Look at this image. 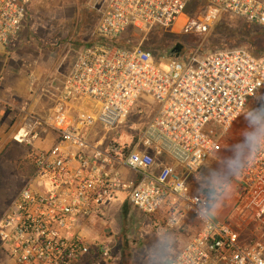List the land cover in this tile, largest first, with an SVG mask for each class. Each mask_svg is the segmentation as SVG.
<instances>
[{
  "label": "built area",
  "instance_id": "built-area-1",
  "mask_svg": "<svg viewBox=\"0 0 264 264\" xmlns=\"http://www.w3.org/2000/svg\"><path fill=\"white\" fill-rule=\"evenodd\" d=\"M189 1H88L92 39L73 51L67 72L56 73L60 86L51 90L54 79L43 90L52 101L47 113L32 114L12 136L30 147L31 174L0 215V264L110 259V245L90 242L86 229L122 195L143 213H164L169 227L194 218L197 230L166 264H264V129L236 170L237 206L223 220L209 211L224 186L194 192L189 184L220 149L219 131L264 85V52L199 44L156 60L146 36L172 27ZM206 1L202 19H188L184 33L206 34L222 15L264 30V0ZM32 2L0 0L1 56L10 55ZM141 95L153 110L133 137L130 117L146 112ZM46 134L52 144L34 147ZM244 209L249 217L239 221Z\"/></svg>",
  "mask_w": 264,
  "mask_h": 264
},
{
  "label": "rangeland",
  "instance_id": "rangeland-1",
  "mask_svg": "<svg viewBox=\"0 0 264 264\" xmlns=\"http://www.w3.org/2000/svg\"><path fill=\"white\" fill-rule=\"evenodd\" d=\"M88 1L33 0L27 21L12 49L15 59L10 62L14 65L13 70L18 72L23 69L22 72L28 76L32 71H27L24 65L31 62L30 65L37 67L39 79L44 80L66 69L73 59V53L93 37L96 15L88 7ZM206 4V0H190L183 16L172 27L148 33L144 48L151 50L158 61L167 56L177 43L182 45V55L199 44L208 50L245 48L254 55L264 52V30L249 25L239 17L222 15L206 34L184 33L183 28L188 19H202ZM34 60H37L36 64ZM146 98L141 95L143 103L139 104L146 112L130 117L134 124L130 131L133 137L147 113L150 115L153 110L151 100ZM263 129L264 85L248 99L232 125L219 131L220 149L204 162L189 181L194 192L224 186L223 194L227 198L222 197V194L213 202L209 211L211 217L220 213V204L222 207L226 205L225 210H222L223 219L227 212H232L237 206L236 194H233L237 185L236 170ZM124 139L122 133L119 140L123 142ZM19 151L20 148L11 147L1 153L0 215L31 174L29 161L23 160ZM160 159L171 164L166 156ZM235 217L243 221L249 217V213L244 209ZM197 228L192 215L188 216L181 227H169L165 224L164 213H143L129 205L122 195L112 204L103 221L86 229L90 242L110 245L111 258L106 261L91 258L82 264H166L188 242ZM3 261L5 264H14L10 260Z\"/></svg>",
  "mask_w": 264,
  "mask_h": 264
},
{
  "label": "crops",
  "instance_id": "crops-1",
  "mask_svg": "<svg viewBox=\"0 0 264 264\" xmlns=\"http://www.w3.org/2000/svg\"><path fill=\"white\" fill-rule=\"evenodd\" d=\"M17 43L11 44V51L8 57H3L0 55V157L2 152L6 149L20 148L18 154L23 157V160H27L30 147L24 143H17L13 141L12 136L21 128H25L31 121V115L34 113L46 114L49 107L52 104L51 99L42 94L44 89L50 87V83H56L55 90L60 86V76H56L54 73L50 76L51 79L45 78L44 80L39 79L36 73V65H24L27 71H32V73L26 76L22 70L15 72L14 65L10 61H14L12 50L15 48ZM22 63L25 61L21 60ZM37 60H34L36 64ZM68 63L66 69H69ZM28 66V67H27ZM14 69V70H13ZM65 68L61 70V73L67 72ZM20 71V72H19ZM33 79V81H32ZM54 140L52 134H46L41 139L35 140L33 142L34 147L39 149H46L49 147ZM17 150H15L16 152ZM225 193V192H224ZM236 194V186L234 188L233 194ZM16 195V194H15ZM224 197V194L222 195ZM227 198V195L225 196ZM224 197V198H225ZM225 202V201H224ZM228 202V201H227ZM220 213H216L214 218L217 220H223L222 210L224 211L226 205L222 207L220 204ZM218 207L215 209L218 210ZM225 214V213H224Z\"/></svg>",
  "mask_w": 264,
  "mask_h": 264
},
{
  "label": "water",
  "instance_id": "water-1",
  "mask_svg": "<svg viewBox=\"0 0 264 264\" xmlns=\"http://www.w3.org/2000/svg\"><path fill=\"white\" fill-rule=\"evenodd\" d=\"M182 45L180 43H177L172 49L171 52L176 54V56H178L180 54Z\"/></svg>",
  "mask_w": 264,
  "mask_h": 264
}]
</instances>
